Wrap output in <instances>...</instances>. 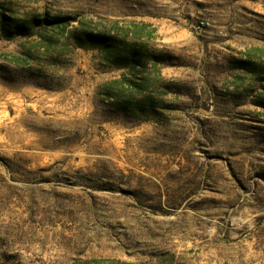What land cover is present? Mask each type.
<instances>
[{"label":"rangeland","instance_id":"obj_1","mask_svg":"<svg viewBox=\"0 0 264 264\" xmlns=\"http://www.w3.org/2000/svg\"><path fill=\"white\" fill-rule=\"evenodd\" d=\"M0 13L40 19L0 37V264H264V0ZM85 32L147 50L131 98L156 101L147 119L103 98L131 74L77 46Z\"/></svg>","mask_w":264,"mask_h":264},{"label":"trees","instance_id":"obj_2","mask_svg":"<svg viewBox=\"0 0 264 264\" xmlns=\"http://www.w3.org/2000/svg\"><path fill=\"white\" fill-rule=\"evenodd\" d=\"M37 17H16L13 15H2L0 13V37L9 39L13 35H26L33 24L39 21ZM52 20L66 27L70 23L69 17H54ZM73 20V19H72ZM48 22L49 18L44 17ZM142 26L145 24H141ZM106 35L98 32L92 35L85 32L81 35V41H77V46L86 49H97L110 66L126 68L130 77H121L107 80L100 86V93L103 98H110V103L121 113H130L139 120H145L144 110H152L156 106V101L152 98L144 101H132L133 95L142 94L146 89V76L143 72L149 62V54L143 46L137 44L126 45L124 36ZM133 38H139L134 34ZM154 65V63H152ZM159 70H157L158 72ZM129 92V93H127ZM133 110V111H132Z\"/></svg>","mask_w":264,"mask_h":264}]
</instances>
